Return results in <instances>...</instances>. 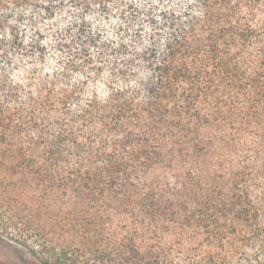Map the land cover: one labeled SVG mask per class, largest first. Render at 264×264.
Returning <instances> with one entry per match:
<instances>
[{
  "label": "trees",
  "instance_id": "obj_1",
  "mask_svg": "<svg viewBox=\"0 0 264 264\" xmlns=\"http://www.w3.org/2000/svg\"><path fill=\"white\" fill-rule=\"evenodd\" d=\"M0 235L264 264V0H0Z\"/></svg>",
  "mask_w": 264,
  "mask_h": 264
},
{
  "label": "rangeland",
  "instance_id": "obj_2",
  "mask_svg": "<svg viewBox=\"0 0 264 264\" xmlns=\"http://www.w3.org/2000/svg\"><path fill=\"white\" fill-rule=\"evenodd\" d=\"M0 264H36L31 255L22 247L0 235Z\"/></svg>",
  "mask_w": 264,
  "mask_h": 264
}]
</instances>
